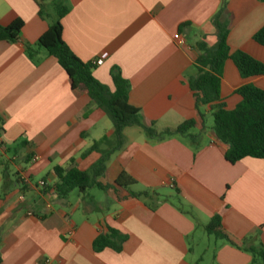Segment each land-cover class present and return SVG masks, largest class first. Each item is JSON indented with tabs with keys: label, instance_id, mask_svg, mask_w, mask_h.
Here are the masks:
<instances>
[{
	"label": "crops",
	"instance_id": "0c3cea01",
	"mask_svg": "<svg viewBox=\"0 0 264 264\" xmlns=\"http://www.w3.org/2000/svg\"><path fill=\"white\" fill-rule=\"evenodd\" d=\"M224 4L230 50L264 64V47L253 40L264 27V0H67L62 37L82 62L102 61L93 75L111 91V72L120 70L131 87L129 103L147 126L175 129L199 118L188 86L195 44L204 37L214 42L212 18ZM15 21L23 24L21 40L0 42V264H201L191 258V241L215 216L245 249L264 250V160L228 163L227 146L201 125L193 132L197 150L185 138L154 142L143 129L126 128L99 180L107 190L60 198L54 168L91 170L107 150L91 147L111 139L114 128L104 110L72 90L55 58L28 57L26 44L36 46L50 25L37 3L0 0V25ZM184 23L191 27L179 34ZM248 85L264 91V76L242 78L226 61L220 94L229 110L241 103L236 91ZM202 112L209 114L206 107ZM123 173L136 190L161 196L154 210L115 187ZM108 228L127 235L122 252L93 250ZM215 240L213 264L252 263L249 251Z\"/></svg>",
	"mask_w": 264,
	"mask_h": 264
},
{
	"label": "trees",
	"instance_id": "16d2710c",
	"mask_svg": "<svg viewBox=\"0 0 264 264\" xmlns=\"http://www.w3.org/2000/svg\"><path fill=\"white\" fill-rule=\"evenodd\" d=\"M39 7L42 18L50 20L48 30L40 37L36 46L26 44L28 57L37 63L40 53L53 57L59 66L67 74L71 88L74 92L86 94L92 104L105 111L114 128L111 139L105 138L101 142H95L90 151H100L101 146L107 150L99 162L89 171H81L76 168H54L57 178L55 191L57 195L65 199L73 191H77L84 198L88 197L91 190L106 191L107 187L100 183V178L106 171V160L114 152L119 150L124 141V130L128 127L143 129L149 140L161 142L172 137L188 139L190 143L199 149L197 136L193 134L199 125L204 127L203 108H207L213 117V133L218 141L227 146L225 160L234 165L245 158L264 160V91L254 86H244L236 91L241 98V103L229 110L220 94L224 64L231 60L238 69L242 78L264 76V64L254 59L243 51L232 52L228 45L230 32V20L227 5L212 18V24L216 29L214 42L204 37L195 44L197 56L193 63V75L188 79V86L194 95L196 109L199 118L185 121L175 129H159L156 123L147 126L144 123L141 111L129 103L130 84L125 80L118 68H114L111 77L114 83V91L99 83L93 75L96 65L82 62L64 42L62 20L70 9L67 0H34ZM23 24L15 21L8 26L0 25V42L17 43L21 40ZM190 23L181 24L178 33L182 34ZM253 40L264 47V27L253 37ZM4 121L0 116V134L3 132ZM27 145V144H25ZM2 145H0V159ZM2 175L10 172V162L1 161ZM115 187L127 192L128 197L141 200L155 209L161 196L152 190H136L137 183L127 174L123 173L114 183ZM209 236L224 241L228 245L240 250L249 251L253 260L251 264H264V250L245 249L244 245L232 238L223 228L219 216L213 217L205 227ZM127 235L108 228L100 234L93 243V250L98 253L105 249H111L117 253L122 252L123 245L127 241Z\"/></svg>",
	"mask_w": 264,
	"mask_h": 264
},
{
	"label": "rangeland",
	"instance_id": "374dc122",
	"mask_svg": "<svg viewBox=\"0 0 264 264\" xmlns=\"http://www.w3.org/2000/svg\"><path fill=\"white\" fill-rule=\"evenodd\" d=\"M107 121L112 122L109 117ZM213 125L214 121L211 114H205L204 127L208 133L211 132ZM215 242L216 240L214 237L208 236L205 231L200 230L196 234L195 238L191 241L192 249L194 250V253L191 258L194 260V262L197 263L201 258L204 259L201 264H213L212 249L214 248Z\"/></svg>",
	"mask_w": 264,
	"mask_h": 264
},
{
	"label": "built area",
	"instance_id": "2783aa9c",
	"mask_svg": "<svg viewBox=\"0 0 264 264\" xmlns=\"http://www.w3.org/2000/svg\"><path fill=\"white\" fill-rule=\"evenodd\" d=\"M95 65H101L102 64V61H97L94 63ZM3 142H2V138H1V135H0V145H2ZM45 183L44 182H41V186H44Z\"/></svg>",
	"mask_w": 264,
	"mask_h": 264
}]
</instances>
